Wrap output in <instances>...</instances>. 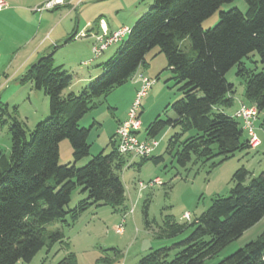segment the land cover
Wrapping results in <instances>:
<instances>
[{"label":"trees","instance_id":"1","mask_svg":"<svg viewBox=\"0 0 264 264\" xmlns=\"http://www.w3.org/2000/svg\"><path fill=\"white\" fill-rule=\"evenodd\" d=\"M233 1L154 0L152 7L129 27L131 33L116 53L98 66L101 75L78 94L64 95L73 76L63 66L55 65L54 51L59 46H51L49 53L16 80L31 82L35 90L44 92L50 113L36 125L30 141L25 125L15 119L10 128V153H0V264L30 263L43 248L51 249L61 242V229L49 227L56 221L69 225L68 215L74 222L90 205L113 209L124 205L125 186L120 173L132 156L118 152L114 136L109 154L101 152L78 168L76 164L89 156L88 139L93 128H80L79 122L94 107L96 98L124 85L140 69L146 70V57L154 48L165 55L182 97L171 106L175 119L164 121L158 116L147 130V140H154L168 127H179L181 133L170 139L167 153L179 145L175 156L181 167L193 158L196 162L220 158V164L251 147L249 140L243 141L241 122L223 111L234 104V86L226 75L238 67V76L246 82L242 102L255 105L260 114L264 110V0H244L246 12L237 8L221 12L218 25L202 28L205 20ZM76 35L60 43L67 44ZM185 38L190 40V52L181 46ZM255 52L263 65L260 73L247 70L243 63ZM193 130L196 135L181 141ZM64 140L71 143L74 163L61 166L59 145ZM149 160L160 164L164 157L142 158V162ZM249 176L244 167L238 169L230 195L218 196L193 223L180 225L166 218V237H175L189 227L193 232L175 245L174 258L170 259V249L164 248L147 255L140 264H204L258 224L264 218V171ZM78 187L88 198L66 211ZM144 214L147 217V204ZM219 264H264V232Z\"/></svg>","mask_w":264,"mask_h":264},{"label":"rangeland","instance_id":"2","mask_svg":"<svg viewBox=\"0 0 264 264\" xmlns=\"http://www.w3.org/2000/svg\"><path fill=\"white\" fill-rule=\"evenodd\" d=\"M82 3L79 10H77L79 6L77 4L68 16H65L69 12L68 7H61L53 11L58 14L56 21L60 25L59 30H67L69 37L78 26L76 37L80 42L87 40L81 38L84 32L80 31L88 22L96 27L100 19H103L112 27L128 26L132 28L134 23L152 7L154 0H98L96 2L82 0ZM234 8L244 13L247 10V4L244 0H235L232 3L224 4L219 11L202 23V28L204 30L214 28L220 22V13L228 12ZM64 16L65 19L61 20ZM121 45L122 43H119L110 47L87 66L81 64V61L84 60L82 57L86 56V51H88V44L83 42L74 43L71 41L70 44H63L54 51L53 57L56 66L81 68L88 74L108 61ZM181 46L185 51H191V43L188 38L181 42ZM23 54L24 52H21L20 57ZM92 57L91 54L89 61ZM147 58L151 66L146 69L145 76L150 79L158 77V79L141 100L140 119L143 126L139 131V137L143 140L148 139L147 130L158 116H161L164 121L175 119L171 106L182 97L179 90L180 85H177L173 80V74L168 69L165 55L160 53V49L154 48ZM243 63L249 71L255 73L263 71V65L256 52L251 54L249 59L243 60ZM17 65L16 57L9 73ZM237 72L238 67L236 66L226 75L227 81L234 86V105L231 108L223 109L226 114L234 112L239 100L245 101L246 82L243 77L238 76ZM91 82L81 88L67 89L64 95H68L71 91L78 94ZM136 86L137 83L129 80L107 95H102L94 100V107L79 122L80 128H90L92 125L93 128L88 139L89 156L76 164L78 168L84 167L99 153L109 154L112 151L110 140L115 132L117 121L128 114L133 104L131 98L135 96ZM49 113L48 96L42 91H36L31 82L23 84L16 81L7 84L0 91V153H10V128L15 119L25 125L27 140L30 141L31 133L36 125L48 119ZM255 131L259 141L263 144L256 150L248 148L237 152L233 157L220 164V158H213L206 162L202 160L196 162L193 158L190 164L181 167L175 156L179 145L175 146L171 153H167L170 139L175 134H180L181 130L179 127L166 128L155 138L159 142V146L152 154L154 158L163 156L162 163L155 164L151 160L142 162V158L139 157L127 158L128 163L120 173L125 186L126 200L123 206L113 209L106 205H90L74 222H71V216L68 215L66 221L69 225L56 221L49 229H61L64 235L63 240L51 249H48L47 246L43 248L30 263L23 262L21 264H140L144 257L164 248H169L170 259L174 258L177 251L175 245L185 241L194 228L189 227L181 234L168 238L164 234L166 218L171 217L180 225L191 224L212 205L218 196L228 197L230 195L233 186L232 178L238 169L242 167L247 169L250 173L249 178L264 171V110L255 122ZM196 134L197 132L193 130L184 135L181 141ZM246 140H249V136L247 132H244L243 141ZM59 153L61 166L74 163L73 150L69 140L60 143ZM156 177L161 180L160 185L149 186L140 192V182L148 185ZM87 198L88 194L83 193L82 188L78 187L73 192L71 203L67 206L66 211L74 210L80 202ZM145 204L148 205L147 217L144 214ZM132 210L133 212H131ZM186 213L190 214L189 221L184 218ZM124 218L126 220L124 234L120 235L116 233V227L122 223ZM263 232L264 221L246 231L217 256L207 259L204 264H219L251 241L258 239ZM71 256L74 258L68 259ZM112 258L114 259L112 260ZM109 260L114 262L110 263Z\"/></svg>","mask_w":264,"mask_h":264},{"label":"crops","instance_id":"3","mask_svg":"<svg viewBox=\"0 0 264 264\" xmlns=\"http://www.w3.org/2000/svg\"><path fill=\"white\" fill-rule=\"evenodd\" d=\"M2 1H4L7 5L6 7L0 9V91H2L7 86V84L10 83L12 84V82H14L13 80L16 79L19 76V74L21 73L23 74L43 54L49 53L51 51L50 49L51 46L61 47L63 44H61L60 42L69 38V33L66 32L67 30H63V31L59 30L60 25L56 21L58 20L57 19L58 14L54 13L53 11H56L61 7H66V8L68 7L69 12L68 14L65 15L68 16L73 12V9H75L77 4H79L77 10H79L81 8L80 5L83 4L82 0H60L62 1V4L58 5L56 8L52 10L38 11V9L42 8L43 5L49 0H2ZM93 1L96 2L98 0H93ZM65 16L61 20H64ZM102 27L104 29H107L109 32H113L119 28H122L120 26L112 27L111 25L107 24L103 19H100V22L96 27L95 25L88 22L84 26V28L80 31L81 33L87 32V37L84 38L87 40H83L81 42L88 44V51H86V56L82 57L84 58V60L81 61V64L85 65L84 64L85 62H89V57L92 54L91 49L94 44L93 36L95 34L102 33ZM75 33H78V26H76L74 29L73 34ZM72 42L81 43L79 38L77 37H75V39ZM70 43L71 42L67 44ZM21 52H24L22 57H20ZM16 57L18 59V65L14 67L11 73H9L13 68V61L14 58ZM146 62L148 64V67H150L151 63L149 62L147 57H146ZM61 66H63V68L73 76V81L69 89L73 87L81 88V86L87 84L88 82H91L94 78H96V76L101 74V69L99 68H97L95 71L88 72L87 74L81 68L79 69L74 67H67L64 65ZM137 73H141L145 75V73L147 72L146 70L140 69ZM131 81L137 83L132 79ZM139 88H140V84L137 83V86L135 87V94H134L135 96L131 98L132 103L134 102L133 99H135ZM241 102L242 101L239 100L237 102L234 112L228 115L234 116L236 111L239 109ZM127 115L128 114H125L124 115L125 117L123 116L124 117L123 119L121 120L119 119V121H117L115 132L112 138L115 136L119 124H121L123 121L126 120ZM262 145L263 144L260 141L258 147L256 148L250 147V148L252 150H256L262 147ZM263 219L260 222L264 221Z\"/></svg>","mask_w":264,"mask_h":264},{"label":"built area","instance_id":"4","mask_svg":"<svg viewBox=\"0 0 264 264\" xmlns=\"http://www.w3.org/2000/svg\"><path fill=\"white\" fill-rule=\"evenodd\" d=\"M62 4L60 0H49L47 1L42 8H39L38 11L42 10H52L58 5ZM6 3L0 0V9L6 7ZM131 33V28L122 27L113 32H109L107 29L102 27V33L95 34L94 44L92 46V59L89 62H85V65H88L91 61L98 59L105 51L110 47H113L116 44L124 42L129 34ZM87 32H84L81 35V38H86ZM133 81L140 84V88L136 94L135 100L132 106L129 109L127 118L121 124H119L114 140L118 152L124 156H132L139 158L150 157L154 150L158 147L159 142L154 140H141L139 139V131L142 127V122L140 119L141 116V100L144 98L151 87L156 83V80L150 79L141 73H136L133 78ZM259 116L258 109L255 105H250L246 102H241L239 109L236 111L234 117L240 120L242 127L249 136V144L251 147L256 148L259 146L260 141L256 135L255 131V122ZM161 180L159 178L154 179L148 185L140 182L139 190L142 192L147 189L149 186L160 185ZM133 212V210L131 211ZM186 220H190V214L186 213L184 215ZM125 218L122 220V223L116 227L117 234H124Z\"/></svg>","mask_w":264,"mask_h":264},{"label":"water","instance_id":"5","mask_svg":"<svg viewBox=\"0 0 264 264\" xmlns=\"http://www.w3.org/2000/svg\"><path fill=\"white\" fill-rule=\"evenodd\" d=\"M23 74H21L20 76H18L14 81L18 80L19 78L22 77Z\"/></svg>","mask_w":264,"mask_h":264}]
</instances>
